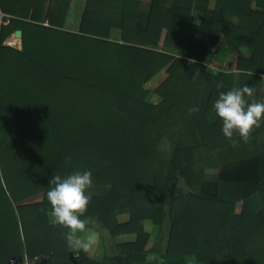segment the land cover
<instances>
[{"label":"trees","instance_id":"16d2710c","mask_svg":"<svg viewBox=\"0 0 264 264\" xmlns=\"http://www.w3.org/2000/svg\"><path fill=\"white\" fill-rule=\"evenodd\" d=\"M69 2L0 0V264L37 255L44 264H148L143 221L164 218L163 264H264V142L253 131L230 145L213 103L232 81L203 63L221 35L229 50L247 46L237 87L264 102V0L235 24L224 0H150L142 27L138 0H84L76 31L62 27ZM15 30L19 50L2 43ZM76 170L92 172L88 227L131 236L100 262L70 251L68 229L48 219L49 180ZM178 178L188 191L175 193Z\"/></svg>","mask_w":264,"mask_h":264},{"label":"clouds","instance_id":"9594fccd","mask_svg":"<svg viewBox=\"0 0 264 264\" xmlns=\"http://www.w3.org/2000/svg\"><path fill=\"white\" fill-rule=\"evenodd\" d=\"M254 94L255 88L246 84L220 92L213 103L215 114L222 121L221 131L232 147L238 146L241 140L247 143L254 129L264 122V102L248 99ZM199 110L198 106L189 108L190 113ZM237 135L239 140L235 138ZM92 183L91 170H76L64 177L53 175L48 183L51 185L46 193L51 205L50 217L53 223L68 229L63 235L74 252L87 253L96 242V233L88 230V225L95 221L85 216L91 202L88 189Z\"/></svg>","mask_w":264,"mask_h":264},{"label":"rangeland","instance_id":"374dc122","mask_svg":"<svg viewBox=\"0 0 264 264\" xmlns=\"http://www.w3.org/2000/svg\"><path fill=\"white\" fill-rule=\"evenodd\" d=\"M138 1L140 2L141 8H140L136 23L138 26L142 27L144 24V21H145V17H146V9H147V5H148V0H138ZM83 4H84V0H70L68 9L71 7L70 12H69V16H70L71 21H70V26H67L65 28L71 29V27H72L71 24H73L75 16L77 17V13L79 12V10H82ZM11 35H13V34L11 33ZM13 36H14V44H15L17 42V36H15V35H13ZM108 40L118 42L119 41V30L111 29L108 33ZM19 44H20V40H19ZM15 49L19 50L20 48H15ZM155 49L160 50V51H168V52H171L173 54H176V52L166 50L165 48L160 47V46H155ZM212 54H213V52L211 53V55ZM214 54H215V52H214ZM219 55H220V53L218 52V54L216 53L214 56L219 58L220 57ZM213 59L211 58V56L208 57L207 59H205L203 61L205 67L212 72H216V71H219L220 69H222L223 66L221 64L212 63ZM215 60H217V59H215ZM165 77H166V74L164 72H162V71L159 72L153 79H151L150 81H148L146 83V87L150 91H153L165 79ZM260 100H264V98L260 97ZM158 101H159V97L155 93L151 92V94L149 96V102L156 103ZM260 130H261L260 128L254 129V131H256V137H257V133ZM259 139L262 140L264 138H262V137L258 138L257 137V141H260ZM186 191H188V189L186 188V186L184 185L182 180L178 178L177 182H176L175 193L179 194V193H183ZM38 199H39V195H35V196H32L31 198H28V200H38ZM254 203L256 206H258V200L256 198L254 199ZM238 207L239 206L236 205L235 210H238ZM124 217H125L124 215L119 216L120 219H124ZM48 219L50 222H52L50 214L48 215ZM143 228L148 232V239H147L145 246H144V248H146L148 250L144 254L146 261L148 262V264H163L161 255L164 251V247L166 244V235H167V230H168L166 218H164L161 226L153 225L148 220H145V221H143ZM93 230H95L97 233H99L101 239L103 240L104 244L107 247V249H106L107 254H110L112 252L114 253L115 250L117 251L116 247H114L115 242H122V241H125V240H128L131 238L130 235L124 234V235H120V236H117L114 239H112L103 230H100L98 228L97 229L94 228ZM111 243L114 245H112ZM68 249H69V247H68ZM153 249L156 250V252L152 251ZM72 252H74V251H72ZM76 252L77 251H75L74 253H76ZM117 253H118V251H117ZM18 259H19L18 262H21L23 260V257H19ZM173 260L178 261V262H182V263H186V264H192L193 263L192 257H173Z\"/></svg>","mask_w":264,"mask_h":264},{"label":"crops","instance_id":"0c3cea01","mask_svg":"<svg viewBox=\"0 0 264 264\" xmlns=\"http://www.w3.org/2000/svg\"><path fill=\"white\" fill-rule=\"evenodd\" d=\"M150 0H148L149 3ZM225 3L229 6L227 8V14H226V19L229 23H237V15H239L240 13H244L247 12L249 10L252 11H258L260 10L259 7V2L260 0H224ZM214 3V0H209L208 3V7H211ZM71 7L67 10V13L65 15V19L63 21V29L68 30V31H76L77 30V26H78V22H79V18H80V14H81V10H79V12L77 13V17L75 16L74 22L71 27V29L69 28H65L67 26H70V16H69V12H70ZM1 16V14H0ZM201 20V8L199 6H191L190 9V21L193 24H198ZM1 24H4V22L0 21ZM14 35V32L12 33ZM11 35V34H10ZM9 35V36H10ZM8 36V37H9ZM19 40L20 37H17V43H16V47L20 46L19 44ZM218 52L220 53V59L215 57L214 55ZM250 49L245 46V45H240L238 47H236L235 49L229 50L228 49V45L227 42L225 41V38L223 37V35H221L216 43V45L214 46V51H213V56H211V58L213 59L212 63H218L221 64L223 66L222 69H220L221 71H223L224 73L227 74L228 79L232 81L231 85L233 87H237V77H238V73L239 70L236 69L235 65L237 60L239 59H247L250 56ZM217 59V60H215ZM219 60V61H218ZM210 71V70H209ZM262 97L264 98V76H262V86H261V90H260V94H259V98ZM257 137L260 138H264V131L260 130L257 133ZM259 142H264V139H259ZM31 198V197H29ZM37 200H28L24 199L23 202H34ZM88 230L90 232H95L96 233V242L93 244V246L90 248V250L85 253V256L88 257L91 260H94L96 262H100V260L102 259V257L104 256H113L115 254H117V251L115 250V252L107 254L106 253V245L104 244L103 240L101 239L99 233H97L95 230H93L92 228L88 227ZM79 235H84L83 233H79ZM112 244V243H111ZM67 245L69 247L70 251H74L68 244ZM114 245V244H112ZM115 247V245H114Z\"/></svg>","mask_w":264,"mask_h":264},{"label":"built area","instance_id":"2783aa9c","mask_svg":"<svg viewBox=\"0 0 264 264\" xmlns=\"http://www.w3.org/2000/svg\"><path fill=\"white\" fill-rule=\"evenodd\" d=\"M42 24L46 25V21H44ZM2 43L11 48H15L13 35H10L6 39H4ZM44 258L45 257L41 255L33 256L30 259L23 257V260L21 262H18L19 259L17 257H14L9 260V264H44Z\"/></svg>","mask_w":264,"mask_h":264},{"label":"water","instance_id":"95a60500","mask_svg":"<svg viewBox=\"0 0 264 264\" xmlns=\"http://www.w3.org/2000/svg\"><path fill=\"white\" fill-rule=\"evenodd\" d=\"M14 35L17 36L18 38L20 37V31L19 30H15L14 31Z\"/></svg>","mask_w":264,"mask_h":264}]
</instances>
